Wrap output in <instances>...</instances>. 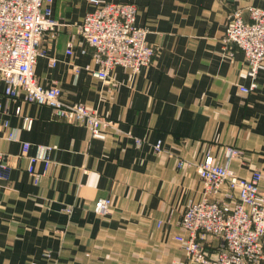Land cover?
I'll use <instances>...</instances> for the list:
<instances>
[{"label": "crops", "instance_id": "crops-1", "mask_svg": "<svg viewBox=\"0 0 264 264\" xmlns=\"http://www.w3.org/2000/svg\"><path fill=\"white\" fill-rule=\"evenodd\" d=\"M105 1L137 5L136 22L156 49L149 66L135 76L115 67L109 81L92 75L94 49L77 25L93 4L53 0L60 25L44 36L46 55L35 67L42 85L61 88L64 102L83 103L111 122L104 138L47 105L6 96L0 82V154L8 164L0 177V264H194L180 238L188 236L186 205L204 194L195 163L208 153L224 162L235 147L242 154L231 169L264 175V62L256 90L244 93L240 86L253 81L247 60L223 42L229 14L264 8V0ZM24 142L31 155L49 158L48 167L36 163L38 182L22 156ZM180 160L191 164L179 167ZM102 198L111 199L106 214L95 210ZM211 245L223 242L212 237Z\"/></svg>", "mask_w": 264, "mask_h": 264}, {"label": "built area", "instance_id": "built-area-1", "mask_svg": "<svg viewBox=\"0 0 264 264\" xmlns=\"http://www.w3.org/2000/svg\"><path fill=\"white\" fill-rule=\"evenodd\" d=\"M89 1L94 9L86 13L77 27L94 49L93 62L98 67L87 66L92 75L109 81L115 67H124L135 76L149 66L156 49L147 40L148 28L136 22L137 5ZM52 3L53 0H0V82L5 85L4 93L47 105L59 119L85 124L92 137L104 138L110 121L83 103L64 102L59 86H44L36 75V64L46 55L44 36L54 35L60 25L52 17ZM223 42L229 48L235 46L241 50L247 60V74L253 81L249 86H240V90L244 93L256 90V78L264 62V8H235L228 16ZM49 60L52 65L57 63L56 58ZM32 121L26 117L25 128H31ZM30 147L29 142L23 143L22 156L28 159L27 170L38 182L41 174L36 170V163L42 160L48 167L50 161L31 155ZM155 148L162 149L161 141ZM241 154L238 148L228 147L224 162L208 153L202 162L195 163L204 194L200 201L187 204L183 212L181 225L188 236L180 238V244L187 262L257 264L264 261V188L261 185L264 175L254 170L250 176L241 177L231 169V162ZM189 164L180 160L178 166ZM7 168L0 154V177ZM110 205L111 199L102 198L95 202V210L106 214ZM212 237L221 238L223 246L213 247Z\"/></svg>", "mask_w": 264, "mask_h": 264}]
</instances>
